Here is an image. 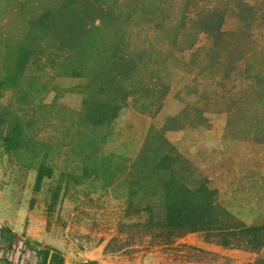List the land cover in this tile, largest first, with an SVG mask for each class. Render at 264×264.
<instances>
[{
  "label": "rangeland",
  "instance_id": "rangeland-1",
  "mask_svg": "<svg viewBox=\"0 0 264 264\" xmlns=\"http://www.w3.org/2000/svg\"><path fill=\"white\" fill-rule=\"evenodd\" d=\"M3 227L15 264H264V0H0Z\"/></svg>",
  "mask_w": 264,
  "mask_h": 264
},
{
  "label": "trees",
  "instance_id": "trees-1",
  "mask_svg": "<svg viewBox=\"0 0 264 264\" xmlns=\"http://www.w3.org/2000/svg\"><path fill=\"white\" fill-rule=\"evenodd\" d=\"M117 95H115L114 93H112L111 91H109L108 93H104V89H101V93L99 94L100 96H102L103 98H111V101L109 102V104H111L114 99L116 98H121L123 99V95L121 94V91H117L116 90ZM122 101V100H121ZM87 112L85 113L86 118H90L91 117V111L90 109H88L89 107L87 106ZM100 110V109H99ZM99 110H94L92 111V115L97 117ZM98 118V117H97ZM99 119V118H98ZM12 147L15 149V151L17 150H21L20 148V144L16 143L15 144V140L13 142H11ZM51 172L48 168L42 169V172L40 173V177L41 176H50ZM40 184L38 183V186ZM168 185V182H167ZM177 193H170L171 197H174ZM198 197L196 199H199V201L203 200V197L206 194V189H200L199 193H198ZM210 200V196L208 195L207 197V203ZM172 208H168L169 209V213L170 216L172 218V220H178L180 223H176V228L177 229H184L183 232H181V234L185 233L186 231V226L188 225L190 227L191 231H196L194 229H197V227H199L198 225H200V223H203L201 217H204L206 215L209 214V211L212 210V208L210 207V205L208 204V206H206L205 208H198L195 205L192 204H187L183 207H178V204H170ZM177 222V221H176ZM255 232H257V229L254 230ZM16 235L12 233V231L7 228V227H3L0 233V242L1 244L5 245L6 249H10V247H12V245L16 242ZM5 242V243H4ZM28 245V243H26Z\"/></svg>",
  "mask_w": 264,
  "mask_h": 264
},
{
  "label": "crops",
  "instance_id": "crops-1",
  "mask_svg": "<svg viewBox=\"0 0 264 264\" xmlns=\"http://www.w3.org/2000/svg\"><path fill=\"white\" fill-rule=\"evenodd\" d=\"M12 233L15 234L14 232ZM20 254H22V258L20 259L19 257L20 260L16 261L17 264H105L96 257L79 260L76 256L67 254L59 248L37 243L31 244L30 247L24 249ZM8 257L9 253L5 249H0V264H15V261L10 263L11 259Z\"/></svg>",
  "mask_w": 264,
  "mask_h": 264
}]
</instances>
